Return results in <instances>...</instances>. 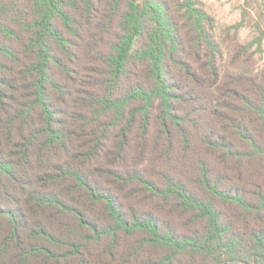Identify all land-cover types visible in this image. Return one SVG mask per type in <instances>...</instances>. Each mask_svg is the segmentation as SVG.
I'll list each match as a JSON object with an SVG mask.
<instances>
[{
  "label": "trees",
  "instance_id": "obj_1",
  "mask_svg": "<svg viewBox=\"0 0 264 264\" xmlns=\"http://www.w3.org/2000/svg\"><path fill=\"white\" fill-rule=\"evenodd\" d=\"M214 24L0 0V264H264V75L222 69Z\"/></svg>",
  "mask_w": 264,
  "mask_h": 264
},
{
  "label": "rangeland",
  "instance_id": "obj_2",
  "mask_svg": "<svg viewBox=\"0 0 264 264\" xmlns=\"http://www.w3.org/2000/svg\"><path fill=\"white\" fill-rule=\"evenodd\" d=\"M203 8L214 18L213 36L220 44L222 69L264 75V0H201ZM237 28H228L239 23ZM261 44L258 48V41ZM241 45L251 48L233 62ZM251 53V55H250ZM211 91V89H207ZM152 253H157L154 250ZM143 253V252H142ZM159 253V252H158Z\"/></svg>",
  "mask_w": 264,
  "mask_h": 264
}]
</instances>
